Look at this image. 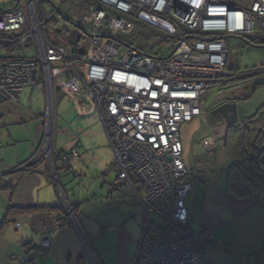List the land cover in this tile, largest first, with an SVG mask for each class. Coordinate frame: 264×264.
I'll return each instance as SVG.
<instances>
[{
  "label": "built area",
  "instance_id": "2783aa9c",
  "mask_svg": "<svg viewBox=\"0 0 264 264\" xmlns=\"http://www.w3.org/2000/svg\"><path fill=\"white\" fill-rule=\"evenodd\" d=\"M85 2L83 40L78 44L48 40L42 0L40 11L35 0H25V6L0 13V32L19 33V44L36 50L33 57L0 58V101H17L25 87L43 88V135L37 154L44 153L54 183L56 161L60 169L77 175L72 164L80 158L77 144L67 151L55 147L59 94L73 96L85 111L93 108L113 156L99 179L106 183L113 171L116 180L108 184L109 192L142 210L143 228L132 264H202L213 237L209 229L189 225L185 198L192 184L182 158L180 126L200 116L208 90L232 75L222 34L264 35V0H252L247 9L227 0ZM131 17L173 38L167 55L129 45L120 49L118 35L131 32ZM256 72L264 68L242 75ZM215 137L213 133L203 144L214 146ZM38 239L10 259L31 263L35 252L51 246L49 235ZM91 262L98 264L94 257Z\"/></svg>",
  "mask_w": 264,
  "mask_h": 264
},
{
  "label": "crops",
  "instance_id": "0c3cea01",
  "mask_svg": "<svg viewBox=\"0 0 264 264\" xmlns=\"http://www.w3.org/2000/svg\"><path fill=\"white\" fill-rule=\"evenodd\" d=\"M64 1L67 2V0ZM52 6L54 7L53 3ZM54 11L59 12L56 7ZM68 32L66 34H70V37L77 34ZM70 43L73 41L68 44ZM261 67L264 68V65L258 68ZM227 69L235 72L230 67ZM242 74L240 76L237 74V78H241ZM255 74L247 79L234 80L233 78L230 84L219 81L212 87L213 93L210 88L204 97L202 114L191 120L199 119L205 124L203 127L200 126L204 131L199 141H194L192 136L187 157H183L184 145L181 140L182 158L190 172L192 184L185 198L189 225L196 230L209 229L213 237V241L204 250L202 264H264V188L261 186L252 188L250 193L241 196L235 192V186L238 185L239 179L243 178L245 164H242L241 171H237L234 167V163L238 164L237 161L243 159V156L241 152H238L239 150L231 153V143L238 138L235 135H229L230 130L242 127V123L248 117L246 108L256 96L259 95V100L253 105L264 106V72ZM211 94L213 96L206 106ZM24 102L29 103L28 108L25 107ZM64 107L67 111L61 112V115L74 116L68 124L75 122L78 134L73 136L69 144L65 146L58 145L56 135L55 147L59 151H67L72 145L77 144L80 158L73 162L80 164L92 147H89L91 145L89 141L84 142L78 138L80 136L82 138V134L83 136L93 134L90 128L87 131L84 130L89 125H93L92 122H87L90 118L98 119V117L93 108L85 111L73 96L62 93L59 94L56 108L57 126L61 117L59 112ZM44 111L45 95L41 87H25L17 101H0L2 121L11 120L12 123L19 125L33 121L36 125L28 146L12 149L5 154L0 153V183L6 186L0 189V223L5 208L10 203L61 204L59 190L50 177L48 163L38 158L40 154H37L43 135ZM77 118H82L84 122L76 121ZM262 131L264 133V123H262ZM213 132L216 135V143L214 146H205L203 141L212 136ZM16 142L13 141V143ZM19 155L20 158L28 155L29 157L25 161V159L21 160ZM33 158L35 162L28 165L27 163H31ZM244 175L248 178V175ZM59 189L62 190V188ZM62 191L65 195L64 190ZM120 199L122 202L128 200L122 196ZM64 211V216L40 212L11 219L0 238V264H20L12 261L10 257L23 250L32 239L39 238L43 234L50 236L51 246L45 252L36 253L29 264H92V255L95 256L98 264L133 263L137 250L135 244L136 242L138 244L141 232L140 234L138 231L135 232L129 219L117 221L115 231L110 233L115 236L116 248L110 246L102 254L90 247L92 244L87 238L86 232H90L93 236L94 227L83 232L80 224L78 225L72 216L69 217L65 209Z\"/></svg>",
  "mask_w": 264,
  "mask_h": 264
},
{
  "label": "rangeland",
  "instance_id": "374dc122",
  "mask_svg": "<svg viewBox=\"0 0 264 264\" xmlns=\"http://www.w3.org/2000/svg\"><path fill=\"white\" fill-rule=\"evenodd\" d=\"M52 3L54 4V7L52 6ZM17 4L26 5L25 0H0V12L3 7L8 8L10 5L15 6ZM35 4L37 10L40 11L39 0H35ZM55 7L59 12L54 11ZM86 7L85 0H73L67 2L64 0L42 1V9L45 12L46 18L53 17L57 22V30L63 29L61 31L62 39L69 37L64 30L70 31V33L73 34L80 33L83 27V17L86 13ZM48 36L52 39L54 38L51 23H49L48 26ZM222 36H226L228 52L227 67L236 70L238 72L237 74L240 73L239 75H241L245 70L250 71L255 67L258 68L260 65H264V45H251L246 41V38L233 34L225 35L223 33ZM263 37L264 35L260 31H256L250 36H247V38L251 39H260ZM118 39L122 43L120 47L122 51H125L126 45H129L133 48L143 49L149 53L167 55L168 48L172 45V39L156 34L154 35L148 28L136 24H134L130 33L119 34ZM12 54L17 56H36V50L34 47L19 48L13 51ZM6 55V52L0 47V57ZM210 91L213 93L214 90L212 87ZM212 96L213 95L211 94L210 98L207 100L206 106L209 104ZM258 100L259 95L248 104L246 108L248 117L254 114L257 111V108L259 109L261 107V104L253 105ZM24 104H26L25 107L28 108L29 103L24 102ZM65 111H67L66 107L62 108L59 112L61 117L57 126V143L60 146L69 144L71 138L78 134L77 124L75 122H72L71 125L68 124L73 120L74 116L70 115V117H68L66 114L61 115V112ZM82 120V118H77L76 121L82 122ZM87 122H92L93 125H89L84 131H87V129L90 128L93 130V134L89 136H83L82 134V138L80 136L78 139H81V141L84 142L86 140L89 141L91 144L89 147L91 146L92 149L87 152L83 160L80 161V164L73 162V168L79 175L76 176L69 171L59 169L57 171V177L59 179L60 188L65 192L64 195L63 191L60 189L64 199L70 204L78 203V211L81 215L79 223L83 232L88 231V228L90 227H94L93 236L90 232H86L88 241L92 244L91 247L97 249L99 253L104 254V250H108L110 246L116 248V243L114 242L115 236L110 235V233L115 231L114 228L118 224L117 221L129 219V223H132L135 232L138 231L140 234L143 224L142 210L133 204L132 201L127 200L126 202H122L119 194H111L109 192L108 184L114 183L116 180L113 171L107 176L106 183H103L102 180L99 179V175L107 169L110 162L113 160L112 151L109 148L107 138L99 120L93 117ZM204 124L205 122L201 123L199 119H195L191 122L183 123L180 127L181 140L184 145L183 157H187L188 155L192 136H194V141H199L201 139L200 135L204 130L200 128V126L203 127ZM35 126L36 125L33 121H28L23 125H19L14 122L12 123L11 120H6L4 122L0 117V153L2 152L5 154L6 152L9 153L12 151V149L15 150L21 146H28L31 137H33L32 135L35 132ZM13 141L17 142L13 143ZM9 143H11V145H9ZM20 157L21 156L19 155V158ZM28 157L29 155L20 159H25V161H27ZM38 158L47 161L43 152L40 153ZM32 162H35L34 158L31 163ZM55 165L60 168L59 162L56 161ZM186 204L188 206V200ZM150 217L152 218L151 215ZM37 240L38 238H34V241ZM135 245H137V242ZM133 247L134 245L132 248ZM94 259L97 261L95 256ZM111 264H113V262H111Z\"/></svg>",
  "mask_w": 264,
  "mask_h": 264
},
{
  "label": "trees",
  "instance_id": "16d2710c",
  "mask_svg": "<svg viewBox=\"0 0 264 264\" xmlns=\"http://www.w3.org/2000/svg\"><path fill=\"white\" fill-rule=\"evenodd\" d=\"M230 2L232 5H234L237 8L241 9H247L251 3L252 0H227ZM16 4V3H15ZM14 7V5H10V7L5 8L3 7L1 9L2 11L8 10L10 8ZM0 12V13H1ZM131 20L134 21L136 25H141L142 27H146L151 31L152 34L160 35L165 38H170L173 39L171 36H168L164 31L157 29L154 26H151L147 23L141 22L139 20L134 19L133 17L130 18ZM49 23H51V27L53 29V34L54 38H50L48 36V26ZM57 22L53 19V17H45L44 20V28L46 30L47 38L50 42L53 44H68L69 42L73 43H79L83 40V36L80 33H77L76 36L70 37V34L68 38L62 39L61 34H62V29L57 30ZM66 33H69L66 31ZM20 34L19 33H5V32H0V47L6 52V56L0 57V58H24V57H29V56H17L13 55L12 52L15 51L16 49L19 48H31L33 47L31 44H28L26 47H23L19 44L18 38ZM246 41L254 46H262L264 45V37L263 38H258V39H251V38H246ZM143 50V49H141ZM144 51V50H143ZM147 52V51H146ZM155 54V53H152ZM30 57H33L32 55ZM263 67V66H262ZM253 69H257L256 67ZM252 69V70H253ZM235 72H237L235 70ZM248 72V70L243 71V73ZM238 73V72H237ZM240 74V73H239ZM236 74L231 75L230 77L221 79V81L225 82V84L234 78V80L237 79H247L250 78L254 75L255 73L248 74V75H242L241 78H237L235 76ZM235 76V77H234ZM220 81V80H219ZM230 84V83H229ZM262 123H264V106H261L254 114L251 116L247 117L244 122L242 123V127L240 129L234 128L229 131V135L236 136L238 139L231 143V148L230 151L231 153H236L237 150L238 152H241V155L243 156V159L237 161L238 164L234 163V167H236L237 171H241L240 168L243 167V163L245 164V170L244 174L248 175V178L243 175L242 179H239L240 181L238 182V185L235 186V192L237 194L241 195H246L250 193L252 188H256L258 186H261L264 188V182L260 178V171L261 169H264V133L262 131ZM229 137V136H228ZM241 156V158H242ZM28 165H31L32 163H27ZM241 164V165H239ZM110 165V164H109ZM233 167V168H234ZM60 168L56 167L54 163V171L57 180V171ZM59 184V182H58ZM6 186L4 184L0 183V189H4ZM68 206L70 208V211H72V215L78 225L80 224V214L78 211V203H73L70 204L68 202ZM40 212H45V213H52V214H57L58 216H64L65 211L64 208L61 204H56V205H20V204H8L5 208L4 216L1 220L0 223V238L4 232L5 227L9 224L10 220L18 217V216H24L28 214H33V213H40ZM39 240V239H38ZM37 240V241H38ZM34 241L33 239L24 247L26 249L31 242ZM90 246V244H89ZM91 247V246H90ZM22 251V250H21ZM20 251V252H21ZM19 252V253H20ZM39 252V251H38ZM35 252V255L36 253ZM34 255V257H35ZM33 257V259H34ZM32 262V261H31Z\"/></svg>",
  "mask_w": 264,
  "mask_h": 264
},
{
  "label": "water",
  "instance_id": "95a60500",
  "mask_svg": "<svg viewBox=\"0 0 264 264\" xmlns=\"http://www.w3.org/2000/svg\"><path fill=\"white\" fill-rule=\"evenodd\" d=\"M233 107H234V106H233ZM263 164H264V162H263ZM260 178H261V180L264 182V169H261V171H260ZM69 213L72 215L70 209H69ZM72 219H74L73 216H72Z\"/></svg>",
  "mask_w": 264,
  "mask_h": 264
},
{
  "label": "clouds",
  "instance_id": "9594fccd",
  "mask_svg": "<svg viewBox=\"0 0 264 264\" xmlns=\"http://www.w3.org/2000/svg\"><path fill=\"white\" fill-rule=\"evenodd\" d=\"M54 174H55V171H54ZM55 176V185H56V187L57 188H60L58 185V182H57V180H56V175H54ZM51 177V176H50ZM51 179H52V181L54 182V180H53V178L51 177ZM68 208H69V206H68ZM70 209V208H69ZM71 213H72V211H71ZM71 215V214H70ZM71 216H73V215H71Z\"/></svg>",
  "mask_w": 264,
  "mask_h": 264
},
{
  "label": "flooded vegetation",
  "instance_id": "af4514ba",
  "mask_svg": "<svg viewBox=\"0 0 264 264\" xmlns=\"http://www.w3.org/2000/svg\"><path fill=\"white\" fill-rule=\"evenodd\" d=\"M231 72H232V71H231ZM233 74H236V75H237L236 72H232V75H233ZM236 75H235V76H236ZM239 76H240V75H239ZM220 81H221V79H220ZM218 82H219V80H218ZM56 180H57V178H56ZM57 182H58V180H57Z\"/></svg>",
  "mask_w": 264,
  "mask_h": 264
},
{
  "label": "bare ground",
  "instance_id": "6f19581e",
  "mask_svg": "<svg viewBox=\"0 0 264 264\" xmlns=\"http://www.w3.org/2000/svg\"><path fill=\"white\" fill-rule=\"evenodd\" d=\"M67 214H68V212H67Z\"/></svg>",
  "mask_w": 264,
  "mask_h": 264
}]
</instances>
